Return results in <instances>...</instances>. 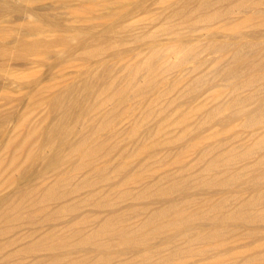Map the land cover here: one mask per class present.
Wrapping results in <instances>:
<instances>
[{"label": "bare ground", "instance_id": "obj_1", "mask_svg": "<svg viewBox=\"0 0 264 264\" xmlns=\"http://www.w3.org/2000/svg\"><path fill=\"white\" fill-rule=\"evenodd\" d=\"M149 1H136L128 8L104 1L98 6L108 12L96 19L111 20L112 30L136 27L150 12ZM189 1L182 0L183 7L174 14L190 21L193 31L229 28L235 32L258 17L264 23V0H239L226 10H211L207 0H198L187 10ZM8 11L18 13L21 8L0 4V12ZM84 11L93 14L94 9ZM230 13L243 18H226ZM32 15L18 30L19 36L11 26L0 27V40L16 45L2 46L0 56L24 61L33 55L46 61L59 45L63 47L59 64L69 66L79 60L86 70L80 71L79 82L65 83L51 94L47 116L28 133L26 129L21 142L15 144L13 136L6 141V150L12 153L0 160L2 264H27V254L33 256L28 264H264V146L256 141L237 146L223 139L205 144L207 137L220 135L216 131L206 136L205 129L214 125L216 114L231 109L232 102L209 109L206 103H196L199 92L192 87L185 100L176 95L161 104L178 84L162 89L165 72L170 66L182 68L198 60L202 50L178 39L182 57L170 65L154 40L147 55L139 53L128 62L125 51L108 54L125 42L123 38L88 32L73 45L70 30L61 23ZM159 27L171 31L170 25ZM149 36L143 33L136 40ZM28 37L35 38L27 42ZM212 49L232 52L237 63L244 61L238 46ZM111 59L123 63L117 67ZM248 67L254 70L244 76L241 90L264 80L260 65L249 61ZM238 72L237 65L228 66V75L236 77ZM248 113L245 108L237 111L245 118L243 125L257 132L264 125V109ZM239 119L221 121L222 132ZM149 121L155 125L148 126ZM27 143L34 144L29 151ZM193 148L197 149L191 152ZM36 162L40 164L35 170ZM14 172L35 175L45 185L22 187ZM4 186L13 190L5 193ZM25 224L34 229L18 234ZM29 236L33 238L27 245L22 241Z\"/></svg>", "mask_w": 264, "mask_h": 264}, {"label": "rangeland", "instance_id": "obj_2", "mask_svg": "<svg viewBox=\"0 0 264 264\" xmlns=\"http://www.w3.org/2000/svg\"><path fill=\"white\" fill-rule=\"evenodd\" d=\"M104 1H109V2L116 1L115 3L125 4L127 5V7L126 6L123 7L128 8L129 5H131L130 7H132L133 3L141 0H131V1L130 0H125V1L122 0H0V4L7 3L10 6L13 7L17 6L21 8V11L18 13L8 11L7 14H3L2 12H0V27L7 29H11L13 27L11 30H16L15 36H19L20 32L23 30L22 24L26 21L28 22L29 20H31L33 16L32 14L34 15L38 14L40 16H44L46 19L57 21L61 23L63 28H66L67 30L69 29L70 31L67 32V34H69L72 37L71 44L73 45L80 39V37L84 38L85 36H87L86 34L88 32L92 34L106 33L109 37L115 36V37L123 38L125 42L120 47L109 50L108 54L110 56H114L115 54L114 52L116 51H123V52L125 51L127 52L128 56L125 58L124 61H128V62L129 61L133 62L130 59L134 58L135 60L138 57L139 53L141 54L143 53V56L147 55L148 51H150L151 49V45L153 44V41L155 40L157 47L160 48V50L163 48L161 54L163 56H166L165 60L167 61V63L172 65L182 57V54H180L179 52L181 46L177 41L178 39L186 41L192 45L194 44V47L200 48V51L202 50L201 52L202 54H200L201 55L200 58H198V60L195 59L192 61H188V64L186 62L182 68H176L170 66L171 68H169L165 72V76H166L165 81L161 83L160 87L162 89L163 87H169L172 84H174L176 81H178V84L172 91L170 92L168 91L161 104L166 102L169 99V97H173L176 95L177 96L181 95V99L185 100L186 96L184 94H186L187 90H189L192 87L193 89L197 90L196 92H199V95L197 97L198 101L196 99L197 101L196 103H200V102L206 103V106L209 109L210 108L212 109L214 107L217 108V106L219 105L220 107H222L227 102H232L233 106L231 107V109L226 110V112L222 111L218 113V116L217 114L215 115L216 117L214 119V125H213L216 126L214 127L215 129L213 128V126L209 127L208 129H205L206 131L204 132V134L206 136H209L216 131L220 132L219 133L220 135L218 137H209V138L207 137V141L205 144H209V145L215 144L218 139L220 140L223 139V141L224 140L225 142L228 141L231 144L237 146L252 144V142L254 144H256V142L261 143V145L264 146V125H261L260 128L257 130V132H253L252 128L245 127L243 125V121L245 120V118L237 114V111L241 108L243 109L245 108L247 113L253 112L258 108L264 109V102H263L264 92H262L264 91L263 90L264 80L253 86L247 88L244 87L242 90H241L242 86L238 87L239 84L242 82V80L245 77H247L250 74V72L254 70L248 67L249 61L250 62L254 61V63L260 65V67L264 70V64H263L264 63V49H263L264 23L262 22L263 20L262 17L256 18L253 21V23L247 26H243L239 31L234 32L229 28H223V29L214 28L211 29V31L208 30L200 33L197 31H193L191 29L190 21L186 22V18L183 15L179 16L177 14L176 15L174 14L175 10L181 9L183 7L184 4L183 2H181L182 0L166 1L165 3L156 2L158 4L154 3L155 2L154 0H151L148 2L150 12L148 14L142 15L141 17L142 20L140 21L138 26L136 27L134 26L123 30L119 29L118 27H115L114 30H112L111 27L114 24H112L111 20L99 21L98 19H96V17H101L108 12L107 8L98 6L99 3H102ZM207 1H210L212 4L211 10H218V9L226 10L227 8L236 6L235 4H237L239 0H224V1L207 0ZM197 4H198V0H190L188 4L189 7H187V10L188 9L192 10L193 7H195ZM89 7H92L94 9L93 14H89L84 11ZM166 7L169 9H167ZM7 18L9 19L7 20ZM226 18L239 19L243 17L242 14L238 15V13H230L229 15H227ZM145 24H147V27ZM163 25L165 26L170 25L171 31L167 29L166 31L165 29L161 30L159 26H163ZM10 26L11 28H9ZM173 27L175 29H178L177 33L173 32L172 30ZM18 30L20 32H18ZM143 33H149L150 36L147 37L145 40L138 42L136 40V36H139ZM169 34L171 37L169 36ZM45 36L49 38L50 34H45ZM34 38L35 37H28L27 42H31ZM214 40L217 42H215ZM9 41L10 40H8L7 42H3L0 40V48L5 45L11 48L16 47L14 43ZM250 41H252V43ZM220 45H225L227 47L238 46L242 50L241 53H243L242 58L244 61H240V63H237L233 61L232 52L218 53L212 49ZM60 53L63 54V47L58 45L51 49L50 58L49 60L46 61H41L36 56L33 57V55L27 56L26 60L24 61H19L16 59L13 61V59H4L2 56H0V154H1L0 160L3 159L7 160V158L11 156L10 155L12 153L11 150L10 151L6 150L5 147L7 143L6 141H8V139L11 136L15 137L16 139L15 144L19 143L23 140V135L26 129L28 133L33 126L42 123V121L48 114V108L46 106V102L48 98L51 96V94L55 93L57 90L62 88V86L65 83H77L80 81V71L81 70L84 71L86 70V68L85 67L83 68L79 60H76V62H74L69 66H63L62 63L59 64L57 62V59ZM64 55L66 56L65 59L68 60L67 53L65 54L64 52ZM71 61H75V60L73 59ZM110 61H112L113 63L115 62L114 64L117 67L123 63L121 60L111 59ZM234 65L235 66L237 65L239 70L238 72L239 76L236 75V77L230 76L227 73L228 66H234ZM241 72L243 75L241 74ZM254 73H259V72L258 70L255 69ZM189 81H191L192 84ZM235 86L238 87L239 89L234 90ZM254 89H257L256 93ZM231 91L232 93H229ZM249 93L250 94L255 93L254 97L253 96L250 97ZM6 96H8V98H6ZM248 96L252 101L249 100ZM241 101H243V103H241ZM139 111L141 110L139 109ZM7 116H9V118L6 119ZM246 116H250L249 113ZM236 118H240V119L236 120V122L233 123L231 127H227L228 131L225 132L224 130V132H222L221 124L219 125V123L223 120H230V119L232 120ZM242 118L244 119L243 121ZM53 121H54V117H52L50 123ZM154 125H155V121L151 123L149 121L148 126H154ZM261 134H263V136ZM255 138L257 139L259 138V139L257 140ZM205 139L206 138H204V140ZM201 145L202 143H200V146ZM33 146L34 144L30 145L27 143V151H29L30 148H32ZM197 148H193L191 152H193V150ZM194 162L195 161H193L192 163ZM39 164L40 163L36 162L35 165L33 166V169L34 168L35 170L38 169ZM14 173L17 175L16 176L17 178L22 179L21 186L22 187L27 186V189L33 187L34 185L37 186L45 185V183L41 182L39 178L35 177V175L27 174L28 176L26 177L19 172H14ZM5 176L7 177V174ZM3 180L4 178L1 179L0 182L3 183L4 182ZM5 189H6V191H4L5 193L11 192V190H13L12 188H8L4 186L3 190ZM77 227L78 225H74V228ZM33 229H34L33 227L25 224L19 228L17 233L26 234L28 231H31ZM73 229H68L69 231L67 229L64 230H67L65 232L70 233ZM34 235L36 234H33V236ZM33 236H29L26 240L22 242L25 244L27 243L28 245L32 241ZM16 248L20 249L21 246L18 245L16 246ZM42 254L45 257L44 253ZM14 258H16V256ZM32 258L33 256L31 254H27V264L32 260ZM0 264H2V261H0Z\"/></svg>", "mask_w": 264, "mask_h": 264}]
</instances>
